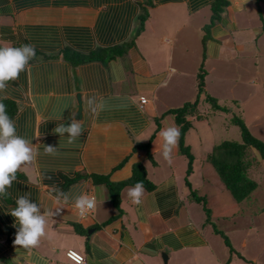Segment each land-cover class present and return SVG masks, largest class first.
<instances>
[{"label":"crops","instance_id":"crops-1","mask_svg":"<svg viewBox=\"0 0 264 264\" xmlns=\"http://www.w3.org/2000/svg\"><path fill=\"white\" fill-rule=\"evenodd\" d=\"M259 10L264 15V0H0V45H34L36 52L0 91L17 134L36 153L1 196L0 264H74L66 256L71 249L84 254L85 264H163L162 253L168 264H264V196L258 195L264 158L259 178L252 177L258 188L237 202L210 163L194 160L187 175L179 140L171 164L165 161L159 138L169 126L181 131L170 111L189 101L197 102L187 115L192 136L208 96L220 105L221 95L228 98L231 124L235 111L244 117L264 102ZM78 95L82 131L69 143L54 130L71 123ZM92 98L102 104L96 113L88 106ZM47 146L54 151L46 153ZM180 163L186 177L177 174ZM141 168L144 195L133 205L127 191L135 185L127 182ZM209 169L210 182L202 181L200 172ZM123 183L115 205L111 189ZM201 184L211 199L192 200ZM53 189L69 194V204L84 189L95 194V213L81 218L65 208L49 217L37 248L29 253L14 246L18 224L10 212L17 198L30 194L32 202L54 209Z\"/></svg>","mask_w":264,"mask_h":264},{"label":"clouds","instance_id":"clouds-1","mask_svg":"<svg viewBox=\"0 0 264 264\" xmlns=\"http://www.w3.org/2000/svg\"><path fill=\"white\" fill-rule=\"evenodd\" d=\"M244 2L246 3L247 0ZM35 55L34 45H22L21 47L0 45V91L6 89L9 81L18 79L20 73L27 69L29 62L35 58ZM88 106L93 113L102 108V104L98 103L95 98L88 100ZM54 131L60 136L67 134L69 143H71L81 135L82 123L73 118L69 125L65 126L61 123ZM179 137L180 130L178 127L169 126L159 132L160 151L163 159L169 164L172 162ZM53 151L54 148L51 146L45 148L46 153ZM35 156L33 144L17 134L14 121L7 114L5 105L0 103V196H3L6 189L11 187L16 179L17 171L22 166L30 165ZM52 191L56 192V195L51 197L55 204L54 209H45L39 203L32 202L30 194L17 198L16 207L10 212L18 224L14 246L23 248L29 253L37 248L42 238L47 235L49 217L61 214L65 208L71 209L81 218L93 215L96 211V196L86 189L71 197V204H69V194L59 189ZM143 195L144 186L142 182H137L134 187L127 191V197L133 205H140ZM69 256L76 260L77 264H81L83 258L79 257L77 253L69 252Z\"/></svg>","mask_w":264,"mask_h":264},{"label":"trees","instance_id":"trees-1","mask_svg":"<svg viewBox=\"0 0 264 264\" xmlns=\"http://www.w3.org/2000/svg\"><path fill=\"white\" fill-rule=\"evenodd\" d=\"M213 18L217 17L219 11L216 10V5L213 8ZM201 76L200 88L203 87V74ZM208 102H213V107L219 108L220 106L216 104V100L210 96L207 97ZM197 102L190 104L186 103L181 108L171 110V113H174L177 118V124L181 127L180 137H179V147L180 152L187 156L188 159V170L187 175L189 176L193 171L194 156L191 153L190 147L185 145V133L188 129L191 128V123L187 121V115L191 112L193 107ZM234 123L239 126L241 131V141H224L218 145H215L212 149V152L207 157V162L211 163L215 168L216 173L220 176L222 183L225 184L226 188L231 191L232 196L237 202H241L249 197L259 186L257 181L251 177L250 167L253 164L252 152H257L262 158H264V142L256 138L241 120H235ZM142 171L138 170L130 181L127 184L135 185L139 182V179H143V182L146 181V173L143 168ZM188 183V182H187ZM126 183L121 184L120 186H111L113 187V197L116 192ZM148 187L149 182H147ZM201 202V200H197ZM113 203L118 204V198H113ZM208 211V209H206ZM227 242V239H226ZM229 242H227L228 244Z\"/></svg>","mask_w":264,"mask_h":264},{"label":"rangeland","instance_id":"rangeland-1","mask_svg":"<svg viewBox=\"0 0 264 264\" xmlns=\"http://www.w3.org/2000/svg\"><path fill=\"white\" fill-rule=\"evenodd\" d=\"M259 4L260 5L257 6V8H259L262 5V3H259ZM259 14H260V18L262 19V22H264V15H263L261 10H259ZM197 97L195 98V100L201 99V97L199 99H197ZM224 99H226V100H224ZM227 99L228 98H224L222 95L219 97V101L221 103H223V105H220L218 103V100L216 101V104L220 106L219 108L213 107V105H214L213 102L202 101V109L204 110V111H202V115L204 118L201 119L202 121H200L198 124H196V127H194V129H193L197 132V133L193 134V136H195V138L191 135V133L186 132L187 135L185 133L186 145L195 149L197 154H198L197 149L199 150L198 156L195 157L196 158L195 161L198 162V165L200 163L202 164V163L207 162V157L211 153L210 150L213 147V142L214 143L215 142L221 143L224 141H232V142H235V141L240 142L241 141V131H240L239 126L230 123L231 112H233L234 109H232L233 108L232 106H230L231 107L230 109L228 108V106L225 107V105L228 102ZM249 100H250V103L256 102L255 98H249ZM190 102L191 101H189L188 103H190ZM263 103L264 102L261 101L259 104L255 105V106L253 105L250 109H248L250 104L249 103L245 104L248 111L246 112L244 117H242L239 113H237L235 111V114L232 117V123L236 119L243 121L245 123V125L248 127L249 131L256 138H258L264 142V107L261 108V105H263ZM190 104H193V103H190ZM206 104L209 107L208 109L206 108ZM230 104H232V103L230 102ZM195 106L193 107V109H195ZM206 121L208 124H205ZM152 142H150V144ZM158 143H159V141H155V144L157 145V147H158ZM152 149L155 150L156 148L153 147V145H152ZM204 149L206 151H208V153L203 152L202 150H204ZM147 151H149V149H147ZM149 154H151V152ZM252 156H253V160H256L258 158L259 161H257L255 166L251 169V170H253V172H251V177H253L254 179L255 178L258 179L259 177L256 176V174L258 173L260 175L262 172L261 168H260L261 163H259L260 160H262V158H261L260 154H258L257 152H252ZM152 164L155 165L156 163L155 164L152 163ZM208 164H209V162H208ZM263 164H264V160H263ZM210 165H212V164L210 163ZM177 166L182 167L179 169L177 174L178 175L181 174L182 176L185 175V177H186V172H185L183 165L180 163ZM195 166H197V165H195ZM167 169H168V165L164 168V170H167ZM159 174H160V172L157 173V175H159ZM200 175L203 177L202 181L210 182L209 177L212 176V170L209 169V170H206L205 172H200ZM263 176L264 175H260V178H262V180L260 182L262 184V188L264 189V178H263ZM195 189L198 191L195 190V192H191L192 200H194V199L200 200V198H210L211 199V197H212L211 192L207 188H205L204 184L203 185L201 184L199 187H196ZM212 191L214 192L213 189H212ZM228 194H229V192H228ZM258 195L264 196V190L263 191L261 190ZM191 198H190V200H191Z\"/></svg>","mask_w":264,"mask_h":264},{"label":"water","instance_id":"water-1","mask_svg":"<svg viewBox=\"0 0 264 264\" xmlns=\"http://www.w3.org/2000/svg\"><path fill=\"white\" fill-rule=\"evenodd\" d=\"M77 100H78V107H77L74 119L79 121V122H82L83 121L84 112H83L82 99H81L80 95L77 96ZM0 202H3V199H2L1 196H0ZM160 258H161L163 264H168V258L169 257H168V255L166 253H162Z\"/></svg>","mask_w":264,"mask_h":264},{"label":"built area","instance_id":"built-area-1","mask_svg":"<svg viewBox=\"0 0 264 264\" xmlns=\"http://www.w3.org/2000/svg\"><path fill=\"white\" fill-rule=\"evenodd\" d=\"M145 103H146V100H145V99H141V105H143V104H145ZM69 252H75V253H77L79 257H82V258H83L82 261H81V264H85V257H84V255H83L82 253H80V252H78V251H76V250H73V249L67 251V253H66L67 258H68L70 261H72L74 264H77V261L74 260V259H72V258L69 256Z\"/></svg>","mask_w":264,"mask_h":264}]
</instances>
